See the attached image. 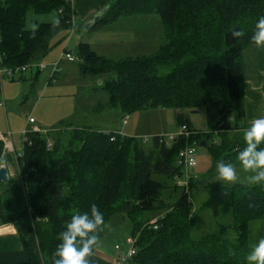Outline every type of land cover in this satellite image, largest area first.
<instances>
[{"label": "trees", "instance_id": "obj_1", "mask_svg": "<svg viewBox=\"0 0 264 264\" xmlns=\"http://www.w3.org/2000/svg\"><path fill=\"white\" fill-rule=\"evenodd\" d=\"M70 1L0 0L1 65L15 68L38 63L49 52L52 35L70 28L74 14ZM106 6L97 25L157 15L164 36L157 52L143 58L113 61L98 56L87 44L78 46L77 64L83 74L105 75L100 84L107 98L104 109L127 114L152 108L203 109L209 131L204 136L235 132V139L242 137L247 124L241 54L255 45L250 36L255 21L264 15V0H112ZM28 11L55 13L57 18L26 28ZM236 30L243 35L233 37ZM69 124L60 122L46 133H28L22 154L16 157L19 183L11 178L0 183V225H17L28 254L22 264H52L59 233L73 211L87 212L92 205L105 223L90 262L111 216L125 214L139 220L132 223L136 226L131 224L129 235L134 237L141 229L129 264H243L238 254L248 248L251 216L264 210V187L235 185L226 190L237 210L239 236L234 245L224 243L222 233L193 240L195 219L190 216L193 205L188 187L195 176L188 187H173L182 190L174 203L163 201V192L169 188L166 182L181 174L176 158L184 138L166 142L154 136L146 147L140 138L115 132L92 128L66 132ZM227 135L222 145H230ZM242 146L238 141L223 160L233 162ZM3 147L0 140V160ZM18 184L26 201L23 210L17 209L11 195ZM155 211L157 223L149 224L145 216Z\"/></svg>", "mask_w": 264, "mask_h": 264}, {"label": "rangeland", "instance_id": "obj_2", "mask_svg": "<svg viewBox=\"0 0 264 264\" xmlns=\"http://www.w3.org/2000/svg\"><path fill=\"white\" fill-rule=\"evenodd\" d=\"M111 1L106 0L101 5V8L103 5L111 3ZM93 2L94 0L74 1L76 13L74 21L70 23L72 27L67 30H60L52 35L50 38V50L39 62L40 65L47 69L40 71L33 89L28 93L26 91L27 95L25 94L16 100L17 103H14L11 109H6L7 117L9 119L12 118V120L14 118V126L11 124V129L14 127L19 131L18 134L15 132L14 136L11 137L16 152H22L23 135H20V133L25 129L30 133L32 128L36 127L46 132L57 126L60 122L70 123L64 129L66 132H71L74 128L102 129L110 132L119 130L120 135L127 137L137 136L136 138L142 139L146 147H150L151 139L154 136L162 137L166 142H170L169 136L179 134L181 127L185 126L193 134L185 139L184 146L188 144L196 148L197 166L187 172L188 179L185 174H180L173 179V182L169 180L166 182L169 188L163 192V201L165 204L174 203L182 190L179 188L176 190L173 187L176 184V186H182L181 184H184L186 180V187H188L191 178L196 176L194 182L188 187L191 189L190 197L193 205V211L190 216L195 219V224L191 230L193 240H199L206 235L222 233L224 243L234 245L239 236V232L235 229L238 222V217H235L237 210H234L236 206L233 205V196L231 197L226 190L235 185H259L250 183V173L244 172L236 159L232 162L237 175V180L233 183L219 181L216 176L215 165L217 161L223 160L226 154L234 152L232 148L238 141L240 143L243 142L242 137L235 139L238 134L235 132H230L228 135L218 133L204 136L209 131L206 113L203 109L152 108L132 114L122 113L118 109H104L102 105L106 102L107 98L105 92L100 89L99 82L101 83L103 81L105 75H82L78 71V64L76 62L68 64L64 59V55L68 53L76 59L78 37L82 39L81 41H90L92 43V37L95 36L93 37L96 38L93 42L94 47L98 43H103L104 38H120L121 40H125V43L127 41L133 42L129 48L128 46L123 48L119 47V53H124L121 59L128 57H149L154 55L163 44L164 28L158 16L152 15L136 19L125 18L117 23L111 24L101 22L96 26L100 30H102L101 28H105L104 30L98 32L96 35L87 33L85 28L89 17L85 13L93 5ZM56 18L55 13L35 14L33 11H28L26 13V28H32L33 23L55 22ZM85 19L86 21L84 22ZM128 22H132V25L128 24ZM73 25L77 27H73ZM141 36H151L146 45L142 41H138V39L142 38ZM253 53L249 49L245 51L242 75L244 77L247 75L254 85L258 75L260 74L261 77L264 75V62L259 64ZM54 65H57L58 70L51 77V67ZM36 70V67L33 66L32 73L34 74ZM14 80L18 83L17 85L21 82L18 76ZM6 82L9 81L2 82L1 91ZM262 82L258 87V93H260L264 100V81ZM250 87L251 83L247 84L244 81L243 102L245 107L246 92ZM3 100L5 101L4 98ZM85 105H89V107L85 108ZM116 112H118V120H116ZM259 114L260 116H264V113L260 112ZM29 118L34 123L31 128H25L26 126L24 124ZM248 121V119H244V122L248 124L247 126L251 123ZM226 135L231 139L230 142L228 141L230 144L228 146L225 144L222 145V139ZM194 136L197 138L190 141ZM201 140L205 142V146L198 144V141ZM178 171L181 173V170ZM123 200L121 199L119 202ZM251 217L247 226L248 236L246 243L248 248L246 252H242L243 254L240 251L238 254L242 260L241 263L250 246L255 244L260 237H264V210L261 209V212L257 211L256 215ZM157 218L158 212L146 214L145 216V220L149 224L157 223ZM110 221L98 248L109 249L112 253L115 244L122 245L124 249L127 247H125L123 234L128 231V227H131L132 223H136L139 220L135 215L127 218L125 214H116L113 217L111 216ZM140 232L141 229L134 237L130 235V238L136 239L137 242Z\"/></svg>", "mask_w": 264, "mask_h": 264}, {"label": "crops", "instance_id": "obj_3", "mask_svg": "<svg viewBox=\"0 0 264 264\" xmlns=\"http://www.w3.org/2000/svg\"><path fill=\"white\" fill-rule=\"evenodd\" d=\"M74 1L75 0L70 1L71 8L74 13L72 17V22L74 21V16L76 13ZM104 2H106V0H94L93 5L89 8V10L85 14L89 18L94 16L99 10L103 8V7L101 8V5L104 4ZM121 19H125V18H121ZM121 19L115 21L114 23L121 21ZM133 19H136V18H133ZM85 21L86 19L84 20V22ZM131 23L132 22H128V24H131ZM96 25L91 28L86 27L85 31H87V33H90V34L92 33L93 35H96L98 32L105 29V28L104 29L101 28L102 30H100V28H98ZM71 27H72V24L70 28ZM73 27H77V26L73 25ZM93 37H92L93 39L92 43L90 41H81L82 39L81 38L79 39L78 37L77 47L80 44H87L90 50L93 51L95 54H97L98 56H102L106 59H110V60H119L123 58L121 56L124 53L120 54L119 49L123 47H127V46L129 48V46H131L133 43L131 41L130 42L127 41L125 43L124 42L125 40H121L120 38L118 39L104 38L105 43L104 42L98 43L95 45L96 47H94L93 42H94V39L96 38H93ZM150 37L151 36H144L141 39H138V41L140 42L142 41V43L146 45V43L150 40ZM248 49L254 52L253 54H255V57L257 59L256 61L259 64H262L264 62V59H263L264 58L263 57L264 47L258 48L255 45H251V46L246 47L242 51V54H241L242 66H243V60L245 61L244 53L245 51H248ZM63 51H66V50H63ZM70 63H73V62H68V64ZM78 71L82 75H89V74H83V72L80 70L79 65H78ZM39 73L40 72L36 70V72L33 74L32 70H29L25 74L18 77L19 81H21L19 85H17L18 83L15 80L6 82V84L2 87V92H1L2 97L5 99V101H4V106L0 107V140H2L4 144L3 154L0 160V167L5 168L8 172L9 178L18 181V183H19V174H18V169L16 165V157L21 156L22 152L21 153L16 152V148L12 142L11 137L14 136L15 132L18 134L19 131H17L18 129L14 127L11 129V124L14 126V118L12 120V118L9 119L7 117L6 109L8 110L11 109L14 106V103L15 104L17 103L16 100H18L21 96H24L25 94L27 95V93L31 91V89H33L34 83L37 82ZM263 77L264 75L261 77V75L259 74L257 79H255L256 81L255 84L253 85L247 75H245V77L243 76L244 81L247 84L251 83L250 89L246 92V107L244 105V109H245L244 119H248L249 123L254 118L260 117V114H259L260 112L264 113V100L262 96L260 95V93H258L259 92L258 87L260 83L264 81ZM99 84L101 83L99 82ZM4 92L6 93V96ZM88 107L89 105L88 106L85 105V108H88ZM116 115H117L116 120H118V112H116ZM24 126H26L25 128L32 127V125H29L27 122H25ZM100 131L110 132V131H107V130L105 131L102 129H100ZM113 132L120 134L119 130L113 131ZM20 135H22V133H20ZM23 141H24V138L22 139V143ZM8 143L9 145H6ZM200 146H205L204 141L200 142ZM22 148H23V145H22ZM11 195H12L13 200L15 201V204L18 210H23L26 208L25 196L19 184L17 185V187H15L12 190ZM130 237L131 236L129 235V227H128V231L123 234V238H124L123 240L125 243V247H126L127 240H129ZM115 246H118L120 251L122 252H125L127 250L126 249L127 247L124 249L122 245L115 244ZM115 246H113L114 250L112 253L109 251V249L98 248L96 251L95 259L92 262H90V264H115L114 263L115 255H116ZM27 259H28V254L27 252L24 251L22 247V242H21V238L19 237L17 225L16 224L15 225L14 224H1L0 225V264H22V263H25Z\"/></svg>", "mask_w": 264, "mask_h": 264}, {"label": "clouds", "instance_id": "obj_4", "mask_svg": "<svg viewBox=\"0 0 264 264\" xmlns=\"http://www.w3.org/2000/svg\"><path fill=\"white\" fill-rule=\"evenodd\" d=\"M242 35L240 30L232 31L235 38ZM250 40L256 47H264V15L255 21ZM241 135L243 146L236 151V161L244 172L250 173L251 184L264 187V116L254 118ZM215 171L219 181L233 183L237 180L231 161H217ZM104 223V216L95 205L87 212L74 210L59 233L60 242L52 264H90L89 258L98 246V232ZM243 264H264V237L250 246L243 257Z\"/></svg>", "mask_w": 264, "mask_h": 264}, {"label": "built area", "instance_id": "obj_5", "mask_svg": "<svg viewBox=\"0 0 264 264\" xmlns=\"http://www.w3.org/2000/svg\"><path fill=\"white\" fill-rule=\"evenodd\" d=\"M60 13V12H58ZM64 59L68 62H79V59L76 58L74 59L70 54H65L64 55ZM33 66L36 67L37 71H43L46 70L47 68H45L44 66L40 65L39 62L36 64H32V65H25V66H18L15 68H10V67H5L2 66L0 63V107L4 106V100L1 94V84L3 81H12L16 76H21L23 74H25L27 71L32 70ZM52 69V75L51 77L54 76V74L57 72L58 67L57 65H54L51 67ZM27 123L29 125H32L34 123V121L29 118ZM46 133L41 131L40 129L34 127L32 128V131L30 133ZM29 132L26 131V129L22 132L23 138L25 139L26 135ZM193 133L188 130L185 126H182L180 129L179 134L176 135H170L169 139L170 141L175 140L177 137H182L184 139H187L189 135H192ZM112 140V139H111ZM9 145V143L7 144ZM51 146V142H47L46 147L49 148ZM197 151L196 148L194 146H190L188 144H186L178 153L177 158H176V167L181 170V174H185L186 178H187V172L189 170L194 169L197 166ZM188 179V178H187ZM187 180L186 182H184V184H181L182 186H187ZM154 229H156V226L154 227ZM136 243V239L134 238H129V240H127L126 246H127V250L125 252L120 251L118 246H115L116 249V255H115V260L114 263L115 264H129V261L135 256L136 254V249L134 248Z\"/></svg>", "mask_w": 264, "mask_h": 264}, {"label": "water", "instance_id": "obj_6", "mask_svg": "<svg viewBox=\"0 0 264 264\" xmlns=\"http://www.w3.org/2000/svg\"><path fill=\"white\" fill-rule=\"evenodd\" d=\"M106 10H107V6L103 7L94 16L90 17L86 23V27L91 28L95 26L100 21ZM8 180H9V176L7 170L3 167H0V183L5 184Z\"/></svg>", "mask_w": 264, "mask_h": 264}]
</instances>
